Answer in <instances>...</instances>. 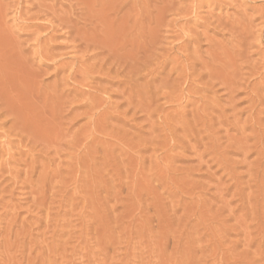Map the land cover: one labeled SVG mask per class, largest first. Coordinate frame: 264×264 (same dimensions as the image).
Returning a JSON list of instances; mask_svg holds the SVG:
<instances>
[{
	"label": "rangeland",
	"instance_id": "rangeland-1",
	"mask_svg": "<svg viewBox=\"0 0 264 264\" xmlns=\"http://www.w3.org/2000/svg\"><path fill=\"white\" fill-rule=\"evenodd\" d=\"M0 93V264H264V0H0Z\"/></svg>",
	"mask_w": 264,
	"mask_h": 264
},
{
	"label": "bare ground",
	"instance_id": "bare-ground-1",
	"mask_svg": "<svg viewBox=\"0 0 264 264\" xmlns=\"http://www.w3.org/2000/svg\"><path fill=\"white\" fill-rule=\"evenodd\" d=\"M110 47H112V46H110ZM111 49H112V48H111ZM111 49H110V50H111ZM113 49H114V48H113ZM116 51H117V50H116ZM116 51H114L115 54L117 53ZM5 53H6V52H5ZM111 53H112V52H111ZM111 53H110V54H111ZM117 54H118V53H117ZM117 54H116V55H117ZM112 55L114 56V53H113ZM3 56H4V55H3ZM106 56H107V55H106ZM117 56H118V55H117ZM117 59H118V58H117ZM114 60H115V58H114ZM112 62H113V61H112ZM110 63H111V62H110ZM118 63H119V62H118ZM107 65H108V64H107ZM107 65H106V66H107ZM110 65H111V64H110ZM12 66H13V64H12ZM99 66L101 67L100 64H99ZM99 66H98V67H99ZM111 66H112V65H111ZM121 66H123V64H122ZM110 68H111V67H110ZM119 68H122V67H118V68H116V69L114 68V70L117 71V69H119ZM107 69L109 70V68H107ZM111 69H112V68H111ZM105 70H106V68H105ZM6 71H7V70H6ZM97 71H98V70H97ZM109 71H110V70H109ZM4 72H5V71H4ZM4 72H3V73H4ZM11 72H13V71H11ZM11 72H9V73H11ZM120 72H121V69H120L119 72L117 71V74L120 73ZM15 73H16V72H15ZM115 73H116V72H115ZM5 74H7V73L5 72L4 75H5ZM16 74H17V73H16ZM22 74H23V73H22ZM22 74H20V75H22ZM24 74H28V73H24ZM24 74H23V75H24ZM127 74H128V73H127ZM2 76H3V75H2ZM11 76H12V75H11ZM25 76H26V75H25ZM27 76H28V75H27ZM27 76H26V77H27ZM115 76H116V75H115ZM126 76H127V75H126ZM128 76H129V75H128ZM7 77H9V76H7ZM7 77H4V78H7ZM28 77H29V76H28ZM124 77H125V76H124ZM21 78H22V77H21ZM2 79H3V78H2ZM2 79H1V80H2ZM16 79H17V78H16ZM28 79H29V78H28ZM3 80H4V79H3ZM14 80H15V79H14ZM30 80H31V79H30ZM30 80H29V81H30ZM7 81H8V79H7ZM12 81H13V79H12ZM1 82H2V81H1ZM13 82H14V81H13ZM17 82H20V80L17 81ZM21 82H22V81H21ZM31 82H32V80H31ZM25 83H26V82H25ZM25 83H24V84H25ZM1 84H2V83H1ZM5 85H6V84H5ZM5 85H4V83H3V86H5ZM20 85H21V84H20ZM33 85H34V84H33ZM1 86H2V85H1ZM3 86H2V88H3ZM11 86H12V85H11ZM22 86H23V85H22ZM24 86H25V85H24ZM24 86H23V87H24ZM28 86H29V85H28ZM30 86H32V83H31ZM32 87H33V86H32ZM9 88H10V86H9ZM6 89L8 90V88H6ZM6 89H5V90L2 89V90H3V91H6ZM21 89H22V88H21ZM2 90H1V91H2ZM9 90H10V89H9ZM11 91H13V90H10L9 92L6 91L7 93H9V95H8L7 97H10V100H12V99L16 100V99H18V98L20 97V96L17 97L19 94H18V95L16 94L17 96H16V98H15V97L13 96L15 93H12ZM29 91L31 92L32 90H29ZM27 92H28V91H27ZM3 93H5V92H3ZM0 94H1V93H0ZM33 94H34V93H33ZM2 95H3V94H2ZM2 95H0V96H2ZM31 95H32V92H31ZM33 96H34V95H33ZM7 97H6V99L9 100V98H7ZM30 97H31V96H30ZM4 98H5V96H4ZM11 98H12V99H11ZM1 99H2V98H1ZM6 99H5V100L2 99V101H0V102L3 103L4 101H6ZM10 100H9V101H10ZM14 100H12V101H14ZM22 100H23V98H22ZM22 100H20V101H19V100H18V101L16 100V101H17V102H20V103L22 104V103H23ZM28 100H29V99H27V102H26V100H24V102H25L24 104H26V103L29 102V105L31 106V108H33L32 105H34V103H33L32 101L30 102L31 99H30L29 101H28ZM32 100H33V99H32ZM34 100H35V99H34ZM34 102H35V101H34ZM20 103H19V104H20ZM31 103H33V104H31ZM3 104H5V102H4ZM3 104H2V105H3ZM21 104H20L19 106L22 107L23 104H22V105H21ZM14 105H15V104H14ZM27 105H28V104H27ZM4 106H5V107H4ZM6 106H7V105H3V108L5 109ZM15 106H17V105H15ZM15 106H14V107H15ZM19 106H17V108H18ZM0 107L2 108V106H0ZM7 107H8V106H7ZM23 107H24V106H23ZM23 107H22V108H23ZM1 108H0V109H1ZM3 108L1 109V112L3 111ZM10 108L12 109L11 106H9V109H10ZM17 108H15V109H16V110H19L20 107H19L18 109H17ZM22 108H20V109H22ZM24 108L27 110L26 107H24ZM11 109H10V111H11ZM13 109H14V108H13ZM15 109H14V112H16ZM6 110H7V109H6ZM6 110H5V111H6ZM30 110H32V109H28L27 111H30ZM33 110H34V109H33ZM33 110H32L31 113H33ZM22 111L25 113V115H27V112H26V111H24V110H22ZM1 112H0V114H1ZM7 112H9V110L6 111V113H7ZM11 112H12L11 114H14L13 110H12ZM17 112H18V111H17ZM20 112H21V110H20ZM23 112H22V114L24 115ZM2 113H3V112H2ZM4 113H5V112H4ZM31 113H30V114H31ZM14 115H16V114H14ZM17 115H18V113H17ZM18 116H19V115H18ZM20 116H21V115H20ZM28 116L30 117V116H32V114L29 115V112H28ZM28 116H26V117H28ZM23 118H25V116H23ZM13 119H14V118H13ZM16 119H17V120H16ZM19 119H20V117H19ZM19 119H18V117H17V118L15 117L14 120H16L17 122H15V121L13 120V121H14L13 123H17V124H18V122L20 123V121H22V120H19ZM30 119L32 120V117H30ZM11 120H12V119H11ZM11 120H10V121H11ZM25 120H26V119H25ZM25 120H24V124H26V123H25ZM31 120H30V121H31ZM27 121H28V120H27ZM22 122H23V121H22ZM32 122H33V121H32ZM11 123H12V121H11ZM13 123H12V124H13ZM12 124H11V125H12ZM28 124H30V122H29ZM11 125H10V126H11ZM21 125H22V123H21ZM10 126H9V127H10ZM15 126H17V125L15 124ZM15 126H14V127L11 126V127H12L11 129H14V128H15V129L17 130V128H16ZM19 126H20V125H19ZM23 126H24V125H23ZM26 126H27V125H26ZM21 127H22V126H21ZM24 128H25V127H24ZM15 129H14V130H15ZM9 131H10V130H9ZM17 131H18V130H17ZM20 131H21V130H20ZM22 131H23V130H22ZM15 132H16V131H15ZM6 138H8V137H6Z\"/></svg>",
	"mask_w": 264,
	"mask_h": 264
}]
</instances>
